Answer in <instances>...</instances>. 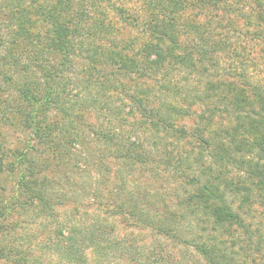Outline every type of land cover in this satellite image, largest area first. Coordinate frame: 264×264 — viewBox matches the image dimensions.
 Instances as JSON below:
<instances>
[{"label":"rangeland","instance_id":"obj_1","mask_svg":"<svg viewBox=\"0 0 264 264\" xmlns=\"http://www.w3.org/2000/svg\"><path fill=\"white\" fill-rule=\"evenodd\" d=\"M199 19L214 38L228 42L213 58L196 64L193 70L170 63L166 65L168 75H154L145 66L143 75L132 72V79L121 77L128 80L129 93L150 90V106L169 110L175 127L185 128L187 133L154 126L151 116L138 110L129 93L112 86L106 91L95 84L105 94L93 92L107 106L85 107L88 109L80 119L104 126L115 133L114 140L79 129L85 136L73 142L71 150L76 148V156L81 153L87 160L81 169L75 167L70 172L64 163H55L56 155L44 137L42 144L32 143L30 129L23 127L17 113L2 109L8 114L7 121H0L4 162L18 160L19 152L35 154L39 161L50 163L43 174L54 178L57 186L66 184L67 179L72 186L64 187L69 192L59 202L52 201L53 194L45 208L37 201L22 205L24 197H16L14 186L22 167L16 164L13 173H0V264H206L197 243L208 242L212 236H217V243L223 239L227 248L236 252L231 256L237 264H264V189L258 187L260 175L249 164L263 165L264 157L258 148L249 152L241 129L233 131L241 111L229 103L226 87L234 82L248 96L253 90L264 89V32L258 33L254 19L249 22L252 16L246 9L230 14L217 10L200 14ZM121 31L114 33L121 45L142 34L135 26ZM204 44L210 49L211 44ZM59 59L51 57L49 61ZM8 72L9 79L0 75V94L9 96L12 104L19 103L18 89L25 79L43 83L38 67L26 73L17 66ZM65 72L68 74L63 75L73 79L70 83L66 80L68 97L90 94L74 84L72 70ZM219 85L221 89L216 88ZM170 104L184 112H174ZM195 128L206 142L193 135ZM117 139L125 143L135 140L141 144L140 151L145 149L151 155L139 158L135 155L138 148L125 152L127 144L118 145ZM235 144H242V149H235ZM224 147H229L226 153ZM220 171L225 204L236 210L244 226L218 227L195 197L200 184ZM72 181H78L77 191ZM91 189L96 191L94 198ZM117 205L120 209L124 206V211ZM136 208L144 210L149 221L138 220ZM129 210L135 211V219Z\"/></svg>","mask_w":264,"mask_h":264},{"label":"trees","instance_id":"obj_2","mask_svg":"<svg viewBox=\"0 0 264 264\" xmlns=\"http://www.w3.org/2000/svg\"><path fill=\"white\" fill-rule=\"evenodd\" d=\"M245 9L252 16L249 22L255 20L258 33L264 32V0H0V75L9 79L11 74L8 70L17 66L26 73L32 67H38L43 75V83L35 78L24 80L18 89L21 104H12L9 96L0 94V121H7L8 114L2 113V109L7 107L17 113L23 127L30 129L32 143L42 144L44 137L47 147L56 155V164L64 163L70 172L75 167L81 169L87 157L81 153L76 156V148L71 150L73 142L85 136L79 129L87 130L106 141L114 140L115 136L102 125L98 127L80 119L88 109L85 107L102 109L107 106L93 91L101 90L105 94L102 87L107 91L112 86L128 94V80L124 81V77L132 79V72L143 75L145 70L154 71V75H168L166 65L170 63L195 69L196 64L213 58L219 47L228 44L226 39L214 38L210 29L204 30L200 14L217 10L230 14ZM130 26L138 27L141 36H133L129 41L119 44L114 36L115 31L125 32ZM204 42L211 44L210 49ZM237 46L240 48L241 44ZM239 48L237 53L241 51ZM57 56L60 58L58 62L49 61L51 57ZM145 66L147 68L143 70ZM67 70L73 71L74 84L90 94L77 93L74 98L68 97L67 86L73 79L63 75L68 74L65 72ZM95 84L102 87H95ZM220 86L216 88L221 89ZM226 87L231 97L229 103L241 111L240 122L233 126V131L241 129L249 152L258 148L262 153L259 155L264 157V89L253 90L248 96L234 82H228ZM149 94L150 90L138 89L136 94L130 92L128 95L132 103L137 104L138 110L151 116L154 126L187 133L185 128L175 127L169 118V110L163 111L160 105L156 108L150 106ZM169 108L176 113L184 112L174 104H170ZM192 133L203 142L207 141L200 129L195 128ZM47 137L50 139L47 140ZM117 144H127L125 152L128 153L136 152L138 148L135 155L139 158L151 155L145 149L140 151L141 144L135 140H127L126 143L118 140ZM236 144L233 146L235 149H242V144ZM228 148L222 150L226 153ZM2 155L1 152L0 173H13L16 164L22 167L14 185L16 197H24L22 205L37 201L45 208L53 194V202H59L67 196L69 191L64 190V187L72 186L69 179L66 184L61 182L57 186L54 178L42 173L49 162L39 161L37 155L26 152H19L18 160L4 162ZM227 159L230 160V157ZM249 164L254 167L251 170L255 173L257 170L260 175L258 187L264 189V164ZM207 178L195 195L207 217L224 230L233 225L244 226V220L236 210L225 204V194L220 184L221 171L214 178ZM73 186L77 191L78 181ZM80 187V191H83V184ZM89 192L93 198L97 195L93 189ZM70 193L72 195V191ZM117 207L120 209L121 205ZM123 207L120 210L124 211ZM135 211L138 220L149 221L144 210L136 208ZM135 211L128 212L134 219ZM170 231L167 229L168 233ZM216 238L212 236L208 242L197 243V248L207 258L206 264H237L231 256L236 252L230 251L223 239L217 243Z\"/></svg>","mask_w":264,"mask_h":264}]
</instances>
